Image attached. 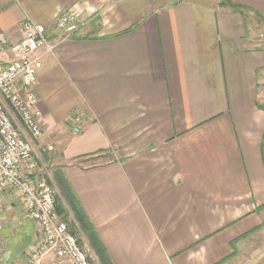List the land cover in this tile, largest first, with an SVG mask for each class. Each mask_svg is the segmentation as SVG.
I'll return each instance as SVG.
<instances>
[{
	"label": "crops",
	"instance_id": "1",
	"mask_svg": "<svg viewBox=\"0 0 264 264\" xmlns=\"http://www.w3.org/2000/svg\"><path fill=\"white\" fill-rule=\"evenodd\" d=\"M73 6L85 23L63 37ZM26 20L56 43L37 51L33 160L55 188L63 174L112 263H263L237 253L264 232V0H0L7 43ZM35 231L1 191L0 264H23Z\"/></svg>",
	"mask_w": 264,
	"mask_h": 264
},
{
	"label": "built area",
	"instance_id": "2",
	"mask_svg": "<svg viewBox=\"0 0 264 264\" xmlns=\"http://www.w3.org/2000/svg\"><path fill=\"white\" fill-rule=\"evenodd\" d=\"M84 15L80 6L63 10L55 17V28L67 37L84 25ZM22 32V39L14 44L0 33V192L18 195L36 228L23 264H41L48 254L58 263L95 264L68 220L57 213L58 192L33 160L34 144L44 135L34 92L42 65L37 51L44 48L50 53L56 43L48 40L44 26L30 20L23 23ZM74 119L80 121L79 116Z\"/></svg>",
	"mask_w": 264,
	"mask_h": 264
},
{
	"label": "trees",
	"instance_id": "3",
	"mask_svg": "<svg viewBox=\"0 0 264 264\" xmlns=\"http://www.w3.org/2000/svg\"><path fill=\"white\" fill-rule=\"evenodd\" d=\"M106 155L107 154L105 155L103 154L104 159L107 158ZM54 177H55L56 189L58 192V196L56 198L57 213L63 216L65 219H67L66 217H69V214L71 215V219L68 222L70 226L72 227L73 232L76 233V235L78 236L79 243L81 245H83V243L80 240L79 234L82 233L86 237L88 247H86L85 245L83 246H85L88 249V251L91 253L95 264H113L106 249L104 248V245L100 241L93 226L88 221L82 207L80 206V203L77 197L75 196L71 187L67 183L63 174L61 172H56ZM67 209H68V213H67ZM235 243H236V240H234L231 243V247L233 249H234ZM233 254H234V251L231 252L228 258L232 256ZM224 261L225 260H222L218 264H221Z\"/></svg>",
	"mask_w": 264,
	"mask_h": 264
},
{
	"label": "rangeland",
	"instance_id": "4",
	"mask_svg": "<svg viewBox=\"0 0 264 264\" xmlns=\"http://www.w3.org/2000/svg\"><path fill=\"white\" fill-rule=\"evenodd\" d=\"M67 124V123H66ZM33 157L35 158V153L33 154ZM98 162H100V161H96L95 163H98ZM67 219L66 220H70V218L69 217H66ZM79 233V232H78ZM256 237L257 236H251V241L249 240V242H253L254 243V245H251V246H248V247H246V248H244L243 250H241V251H239L237 254L239 255H237L238 257V259H244V258H247L249 255H251L252 253L253 254H255V253H259V255H262V249H264L263 247H262V245H260V244H257L258 242L259 243H264V232L263 233H261V235H259L258 236V238H259V240L260 241H257V239H256ZM254 260H251L250 262H245L244 264H264V262L263 263H257V260L256 259H258L257 257H254L253 258ZM228 264H236L234 261H231V262H229Z\"/></svg>",
	"mask_w": 264,
	"mask_h": 264
}]
</instances>
